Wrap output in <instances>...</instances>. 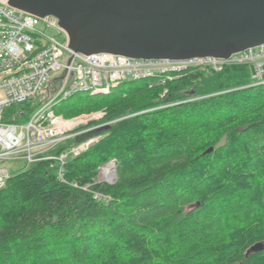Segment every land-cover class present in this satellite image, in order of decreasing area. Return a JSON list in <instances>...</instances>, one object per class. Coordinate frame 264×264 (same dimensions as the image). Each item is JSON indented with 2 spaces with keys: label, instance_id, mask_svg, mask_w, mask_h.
<instances>
[{
  "label": "trees",
  "instance_id": "obj_1",
  "mask_svg": "<svg viewBox=\"0 0 264 264\" xmlns=\"http://www.w3.org/2000/svg\"><path fill=\"white\" fill-rule=\"evenodd\" d=\"M250 83L246 66H230L163 86L122 81L57 105L66 118L104 108L106 131L68 156L64 182L55 160L9 176L0 264H264V247L247 254L264 246V85ZM32 110L26 103L6 115L23 122ZM225 134L223 147L205 153ZM111 160L115 182H97Z\"/></svg>",
  "mask_w": 264,
  "mask_h": 264
},
{
  "label": "built area",
  "instance_id": "obj_2",
  "mask_svg": "<svg viewBox=\"0 0 264 264\" xmlns=\"http://www.w3.org/2000/svg\"><path fill=\"white\" fill-rule=\"evenodd\" d=\"M58 34H63L60 40ZM246 66L250 86L264 85V43L227 58H191L183 61L132 59L110 54H83L69 46L67 34L53 16L39 17L0 0V164L22 158L27 164L58 160V176L67 154H48L50 147L70 138L75 119H66L54 108L77 94H107L127 80L163 86L185 74L219 73L226 67ZM166 90L164 91V93ZM31 104L28 118L16 121L6 115L11 106ZM89 147L81 142L68 154L77 156ZM0 166V189L9 178Z\"/></svg>",
  "mask_w": 264,
  "mask_h": 264
},
{
  "label": "water",
  "instance_id": "obj_3",
  "mask_svg": "<svg viewBox=\"0 0 264 264\" xmlns=\"http://www.w3.org/2000/svg\"><path fill=\"white\" fill-rule=\"evenodd\" d=\"M8 4L35 16L55 17L69 46L83 54L178 62L227 58L264 43V0H8ZM226 139L225 134L205 153L223 147ZM263 247L257 243L247 254Z\"/></svg>",
  "mask_w": 264,
  "mask_h": 264
},
{
  "label": "rangeland",
  "instance_id": "obj_4",
  "mask_svg": "<svg viewBox=\"0 0 264 264\" xmlns=\"http://www.w3.org/2000/svg\"><path fill=\"white\" fill-rule=\"evenodd\" d=\"M58 37L60 40H62L63 34H58ZM164 91H165V89L163 90V93H164ZM87 95L88 94H77V95L73 96L72 98H70L64 102L59 103L57 107L58 108H64V107L68 106L69 104L73 103L77 98L84 97ZM104 115H105V109L103 108V109H100L97 111H89V112L80 113L74 117H69V118L64 117L66 119H71V120L75 119V120H73L74 124L72 125V129L69 132V134L71 135L70 138H79V139H76L77 143L75 145H77L78 143H81V142H88L89 147H90L99 139V136L104 131H106L104 126L108 125V123L107 124L100 123V120L104 117ZM57 147L58 146L50 147L47 150L48 154H50L52 151H54V149ZM69 149L64 150V152L61 153L60 155H63V154L66 155L67 154V158H68V156H70V154H68ZM50 155L52 156V154H50ZM60 155H58V156H60ZM55 161L58 162V164H60V162L58 160H55ZM113 161L114 160H111V161L107 162L106 164H104L103 166L98 168L97 175H96V181L97 182L108 183V184H112L115 182V180H116L115 166L116 165H114ZM30 165H28L27 161H25L22 158L5 160L0 164V166H2V168L8 170L9 175L20 172ZM107 165L110 166V171H111L110 173L112 174L111 176H109V173L104 174L102 172L103 168ZM59 168H60V165H59ZM87 186L88 185H86L85 187H87Z\"/></svg>",
  "mask_w": 264,
  "mask_h": 264
},
{
  "label": "bare ground",
  "instance_id": "obj_5",
  "mask_svg": "<svg viewBox=\"0 0 264 264\" xmlns=\"http://www.w3.org/2000/svg\"><path fill=\"white\" fill-rule=\"evenodd\" d=\"M104 174H107V173H109V176H111L112 174L110 173L111 171H110V166L109 165H107V166H105L104 168H103V171H102ZM114 174V173H113ZM109 179V178H108Z\"/></svg>",
  "mask_w": 264,
  "mask_h": 264
}]
</instances>
